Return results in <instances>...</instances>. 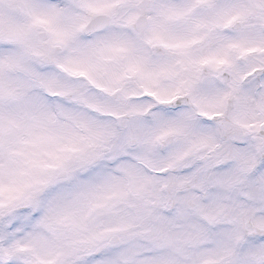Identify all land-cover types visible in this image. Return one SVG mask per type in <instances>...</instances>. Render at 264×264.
I'll return each mask as SVG.
<instances>
[{"label":"snow or ice","instance_id":"1","mask_svg":"<svg viewBox=\"0 0 264 264\" xmlns=\"http://www.w3.org/2000/svg\"><path fill=\"white\" fill-rule=\"evenodd\" d=\"M0 264H264V0H0Z\"/></svg>","mask_w":264,"mask_h":264}]
</instances>
